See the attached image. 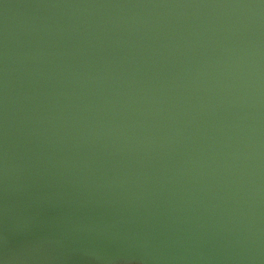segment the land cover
<instances>
[{
	"label": "water",
	"instance_id": "obj_1",
	"mask_svg": "<svg viewBox=\"0 0 264 264\" xmlns=\"http://www.w3.org/2000/svg\"><path fill=\"white\" fill-rule=\"evenodd\" d=\"M264 264V0H0V264Z\"/></svg>",
	"mask_w": 264,
	"mask_h": 264
},
{
	"label": "rangeland",
	"instance_id": "obj_2",
	"mask_svg": "<svg viewBox=\"0 0 264 264\" xmlns=\"http://www.w3.org/2000/svg\"><path fill=\"white\" fill-rule=\"evenodd\" d=\"M116 264H138L137 262H119V263H116Z\"/></svg>",
	"mask_w": 264,
	"mask_h": 264
}]
</instances>
